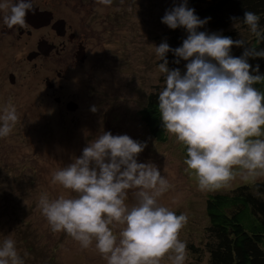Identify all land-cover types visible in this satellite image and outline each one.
<instances>
[{"label":"clouds","instance_id":"9594fccd","mask_svg":"<svg viewBox=\"0 0 264 264\" xmlns=\"http://www.w3.org/2000/svg\"><path fill=\"white\" fill-rule=\"evenodd\" d=\"M112 2L97 0L104 6ZM0 11L5 13L3 24L11 29L24 26L34 8L32 0H3ZM208 19L201 20L183 0L161 20L172 30L187 31L182 46L153 45L158 61H163L157 68L165 77L158 93L162 126L186 148L185 171L195 177L201 192L227 188L237 176L245 181L264 176V92L254 87L264 83V75L259 65L253 69L248 63L250 57L264 58V50L250 46L241 57H233L231 49L248 42L198 32ZM231 19L235 28L244 25L258 43L264 41L258 14L245 11L242 21ZM170 51L178 58L175 63L187 61L184 74L169 70ZM18 120L16 108L4 106L0 138L9 136ZM146 146L127 135L103 132L80 157L54 171L51 183L67 195L50 199L45 193L37 203L50 230L65 233L82 249L94 244L106 264H161L165 259L185 264L186 244L179 234L188 217L159 202L172 185L154 164L137 162ZM130 191L134 202L129 205ZM0 264H24L11 235L0 243Z\"/></svg>","mask_w":264,"mask_h":264},{"label":"rangeland","instance_id":"374dc122","mask_svg":"<svg viewBox=\"0 0 264 264\" xmlns=\"http://www.w3.org/2000/svg\"><path fill=\"white\" fill-rule=\"evenodd\" d=\"M14 2L10 0V3ZM182 2L113 0L110 6H104L97 0H32L37 11H50L56 18L80 31L74 32L76 40L84 47L83 65L75 60V39L74 44L66 41L65 51L58 56L52 55L49 49L46 54L37 49L41 42L45 44L40 45V49L48 46L49 41L60 42L53 29L56 22L52 23V15L50 22L43 26L32 27L26 22L27 35L18 40L17 34L12 36L10 29L4 28L2 18L5 13L0 11V110L11 103L19 116L11 134L0 138V178L4 173L12 178L18 173L28 178L31 168V182L14 185H31L36 194L41 196L46 193L50 199L62 193L67 195L51 183V174L80 157L87 144L103 132H110L113 136L127 135L147 145L138 155L137 162L154 164L172 185L159 202L177 215H187L188 221L180 231L179 239L185 244L200 246L208 225L205 201L207 195L214 191L201 192L197 189L195 177L185 171L186 158L181 155L173 138L157 147L155 152L152 140L137 116L149 90L157 84L161 85L163 74L157 68L159 63L154 46H159L162 41L158 39L169 31L161 22L162 17ZM78 21L80 27L74 25ZM249 39L247 35L246 41ZM164 42L170 46L172 40L165 38ZM66 56L69 63L59 66L58 63ZM34 63L36 66H33ZM72 66L78 69L74 70ZM79 71L81 74L78 75ZM11 72L15 80L10 84L8 73ZM58 75L67 78L61 79ZM47 79L58 85L66 84L61 94L73 96L78 109L76 113H68L69 105V110L63 107V111L58 113V105L53 103L50 93H46L49 91ZM32 125L41 127L32 129ZM260 138L264 139V136ZM263 179L264 176H260L245 181L237 176L229 187L216 191L242 184L251 185L253 181ZM7 186H10L8 181L0 183V192ZM133 202L130 191L126 203L130 205ZM29 204L27 202L24 206L25 211ZM32 209L34 212L29 218L34 222L38 220L37 213L42 214L38 208ZM2 222L0 235L4 231L9 234L8 218L3 217ZM39 223L41 226L46 223L44 217ZM42 238L41 243L48 254L50 252L49 256L55 264H106L94 244L89 249H82L63 232L50 234L47 231L42 233ZM2 241L0 237V243ZM29 261V258L24 259L25 264H33ZM161 264L168 262L165 259Z\"/></svg>","mask_w":264,"mask_h":264},{"label":"trees","instance_id":"16d2710c","mask_svg":"<svg viewBox=\"0 0 264 264\" xmlns=\"http://www.w3.org/2000/svg\"><path fill=\"white\" fill-rule=\"evenodd\" d=\"M187 6L194 9L195 15L201 20L210 18L204 27L197 29L198 32L216 33L230 37L234 41L246 40L249 35L250 39L243 47L231 49L230 54L233 57H241L250 46H256L257 51L264 50V41L258 43L257 38L251 35L244 25L238 30L231 19L236 17L242 21L245 11H252L260 16V28L264 29V0H187ZM187 35L183 28L175 30L169 28L166 35L160 37L158 41L164 42L165 38L172 40L169 47L176 49L182 46ZM166 59L169 70L179 69L181 74L186 72L187 61L181 59L179 64L175 63L178 58L171 51L166 54ZM248 63L253 69L259 65V74L264 75V58L250 57ZM164 80L163 76L161 85L157 84L149 90L142 108L137 113L139 122L152 140L155 152L157 147L170 141V138L176 140L174 136L170 137L164 131L158 112V93L163 87ZM254 87L264 92V83L256 84ZM178 149L183 158H187L186 148L178 143ZM29 169L28 178L19 173L15 178L4 173L0 178V183L8 181L10 184L0 192V226L3 224L2 218L7 217L10 230L9 234L8 231L2 232L0 237L4 239L11 235L23 260L29 258L33 264H55L49 256L50 252L48 254L41 243L42 233L52 232L47 222L41 226L39 220L43 216L38 213L37 221L32 222L29 218L34 212L31 208H37V196L40 195L31 190V185L26 187L14 185L31 182L29 177L33 174V169ZM20 200L23 202H19ZM27 202L30 204L25 211L24 206H27ZM205 206L208 225L205 228L204 239L198 247L186 244L187 264H264V179L255 180L251 185L242 184L214 191L207 195ZM5 213L9 215L6 216Z\"/></svg>","mask_w":264,"mask_h":264},{"label":"flooded vegetation","instance_id":"af4514ba","mask_svg":"<svg viewBox=\"0 0 264 264\" xmlns=\"http://www.w3.org/2000/svg\"><path fill=\"white\" fill-rule=\"evenodd\" d=\"M14 3H15V2H14ZM47 12H50V11H47ZM50 13H51V12H50ZM51 15H52V17H53L52 23H53V22L60 21V20H59L58 18H56L52 13H51ZM64 23H65V26H64L65 35H64V36H58V35L56 34V36L59 37L60 42H59V40H57V43H54V42L49 41V45H52V46H53V48H49V49L51 50V54H52V55H55V56H58V55H60L61 52L65 51V49H66V47H65V42H66V41H68V42H70V43H73V44L75 43L74 39L76 40L77 35H76V33H75L74 31H76V32H80L77 28H73L71 25L67 24L66 21H64ZM2 24H3V22H2ZM74 25L77 26V27H80V26H81L80 21H78V23H77V24H74ZM4 28L6 29V28H8V27H6V26L4 25ZM61 29H62V28H61ZM7 30H8V29H7ZM10 31H11L10 34H11L12 36L15 35V34H17V39H18V40H20V39L22 38L23 35H27V32H28V30H27V28L25 27V25H24V26H19V25L14 26L12 29H10ZM55 33H56V32H55ZM84 37H85V36H84ZM76 41H77V40H76ZM78 42H79V43H78ZM61 47H62V48H61ZM81 51H83V52L85 53L83 45L81 44L80 41H77L75 60H76V57L78 56V54H79ZM76 62H77V61H76ZM83 62H84V61H83ZM67 63H69V59H68V57L66 56V58H65L63 61L59 62L58 64H59V66L63 67V66H64L65 64H67ZM77 63L83 65V63H80V62H77ZM25 64L27 65L28 62H27V63L25 62ZM33 66H36V63H34ZM78 66H79V65H78ZM72 68H75L74 70H77V69H78L76 66H72ZM13 69H14V68H13ZM79 74H81V71L78 72V75H79ZM58 77L61 78V79L67 78V76H65V77H61L60 75H58ZM14 80H15V77H14L13 72L8 73V82L10 81L9 83L11 84V83L14 82ZM47 84L50 86V88H48L49 91L47 90L46 93L49 92V93H50V96H51V98H52V100L54 101L53 103H54L56 106L58 105V107H57V109H58V113H61V111H63V107H66V109L69 110L68 105L71 104V103H74V104H75V99L73 98V96H71V95H63V94H61V90H62V88L66 87V84H65L64 86H62V85H58L56 82H54V83L49 82L48 79H47ZM59 88H60V89H59ZM68 103H69V104H68ZM66 105H67V106H66ZM77 111H78V109L72 111V113H76ZM70 112H71V111H69L68 113H70ZM40 127H41V126L37 127V126H35V125H32V126H31L32 129H33V128H40Z\"/></svg>","mask_w":264,"mask_h":264},{"label":"water","instance_id":"95a60500","mask_svg":"<svg viewBox=\"0 0 264 264\" xmlns=\"http://www.w3.org/2000/svg\"><path fill=\"white\" fill-rule=\"evenodd\" d=\"M26 22H28L32 27H37V26H43L45 24H48L50 22L51 19V13H45V12H39L36 9H34V12H29L26 15ZM64 26L65 23L63 20L57 21L55 26L53 27L54 31L56 32V34L58 36H64L65 35V30H64ZM62 28V29H61ZM45 42H41L39 43L37 49L39 50V52L42 53H47L49 48H53L52 45H48V46H44V49H40V45H44ZM50 50V49H49ZM34 55H36L37 53H33ZM85 60V53L83 51H81L78 56L76 57V61L83 63V61ZM47 87L50 88V86L47 84ZM70 107V111H74L77 109L76 104L71 103L69 104Z\"/></svg>","mask_w":264,"mask_h":264}]
</instances>
